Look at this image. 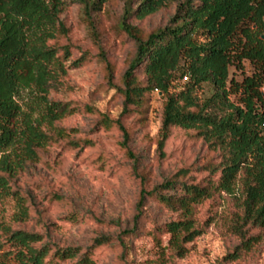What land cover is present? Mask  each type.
<instances>
[{
  "label": "trees",
  "instance_id": "1",
  "mask_svg": "<svg viewBox=\"0 0 264 264\" xmlns=\"http://www.w3.org/2000/svg\"><path fill=\"white\" fill-rule=\"evenodd\" d=\"M124 1L120 27L134 41L135 52L117 79L114 64L100 51L106 79L122 96L123 108L114 119L99 112V124L122 132L121 146L134 160L136 213L131 227L116 237L101 234L82 250L60 246L46 232L16 227L29 218L30 208L12 188L14 179L37 163L48 146L70 135L57 122L75 107L49 97L53 84L67 74L70 57L69 48L62 55L50 42L67 34L60 15L69 3L82 4L96 34L94 13L106 0H0V205L15 195L20 208L10 220L0 217V264H93L96 249L116 243L129 264L127 239L141 235L150 201L177 216L146 231L155 257L144 264H176L186 257L189 244L214 221L201 219L202 205L217 196L234 200L236 208L225 224L238 243L224 261L239 262L264 242V0ZM171 7L175 11L167 24L152 29L140 24ZM246 61L251 73L245 71ZM232 67L241 79L231 74ZM176 80L183 81L179 88ZM155 90L165 97L157 140L160 158H166V144L176 128L206 148L204 156L182 164L159 183H152L150 171L141 167L126 124L133 113L145 119Z\"/></svg>",
  "mask_w": 264,
  "mask_h": 264
},
{
  "label": "rangeland",
  "instance_id": "2",
  "mask_svg": "<svg viewBox=\"0 0 264 264\" xmlns=\"http://www.w3.org/2000/svg\"><path fill=\"white\" fill-rule=\"evenodd\" d=\"M124 5V0H106L102 10L94 13L96 34L85 19L82 4L71 2L61 13L67 34H59L50 42L62 55L69 48L70 57L66 61L67 74L53 84L49 97L75 107L57 122L70 135L48 146L40 160L13 181L12 189L25 197V204L30 208L29 218L15 226L46 232L63 247L79 246L85 250L95 237L101 234L116 237L133 225L139 194V179L133 173L134 160L121 146L122 132L99 124V112L114 119L123 108L122 96L106 79L100 51L114 64L117 79L128 68L135 52L134 41L120 27ZM174 11V7L161 10L140 24L146 29L165 25ZM79 59L83 63L76 65ZM245 71H253L249 61L245 62ZM231 74L242 78L234 67ZM183 81L176 80L174 84L179 88ZM24 96L29 100L27 92ZM164 102L165 97L155 90L144 109L145 119L141 120L138 112L126 119L132 132L131 147L139 156L141 167L150 171L152 183L164 181L182 164H191L206 153L201 141L188 139L176 128L167 141L166 158H160L157 140ZM88 107L98 112L89 111ZM73 139L78 143H71ZM235 209L234 200L229 197L207 200L201 207L200 217L202 220L214 217V221L202 236L189 244L190 252L176 264H264V242L239 262L224 261L225 255L238 243L225 224L226 216ZM19 211L15 195L0 205V217L7 220ZM176 216L157 202H149L141 235L127 239L131 245L126 255L129 264H144L148 258L155 257L154 243L146 231ZM113 221L117 225L109 223ZM121 255L118 243L102 246L96 249L93 264H126Z\"/></svg>",
  "mask_w": 264,
  "mask_h": 264
},
{
  "label": "built area",
  "instance_id": "3",
  "mask_svg": "<svg viewBox=\"0 0 264 264\" xmlns=\"http://www.w3.org/2000/svg\"><path fill=\"white\" fill-rule=\"evenodd\" d=\"M188 77H185L184 79L187 80Z\"/></svg>",
  "mask_w": 264,
  "mask_h": 264
},
{
  "label": "water",
  "instance_id": "4",
  "mask_svg": "<svg viewBox=\"0 0 264 264\" xmlns=\"http://www.w3.org/2000/svg\"><path fill=\"white\" fill-rule=\"evenodd\" d=\"M263 38H264V35H263Z\"/></svg>",
  "mask_w": 264,
  "mask_h": 264
}]
</instances>
